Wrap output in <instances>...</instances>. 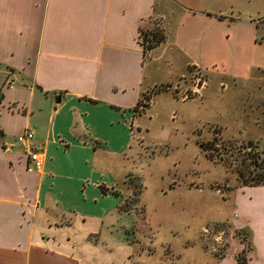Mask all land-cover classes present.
<instances>
[{"label": "crops", "instance_id": "0c3cea01", "mask_svg": "<svg viewBox=\"0 0 264 264\" xmlns=\"http://www.w3.org/2000/svg\"><path fill=\"white\" fill-rule=\"evenodd\" d=\"M218 3L0 0V264H114L126 250L104 240L118 215L106 188L129 174L109 166L128 163L133 132H143L133 110L168 84L146 78V61L158 69L172 54L186 71L239 78L258 65L264 16L231 21ZM238 28L250 44L231 38ZM154 30L164 41L144 56L143 34ZM27 132L32 140L19 141ZM31 149L43 153L39 170Z\"/></svg>", "mask_w": 264, "mask_h": 264}, {"label": "rangeland", "instance_id": "374dc122", "mask_svg": "<svg viewBox=\"0 0 264 264\" xmlns=\"http://www.w3.org/2000/svg\"><path fill=\"white\" fill-rule=\"evenodd\" d=\"M212 9L231 21L256 19L264 16V0H219ZM256 25L259 68L245 78L186 71L185 61L172 54L171 64L158 69L146 61V78L170 88L147 92L144 104L153 99V107L141 103L133 111L143 132H133L128 163L109 166L116 174L122 166L129 171L123 183L106 188L118 201V215L104 240L126 248L115 252L114 264H264V187H240L203 149L216 139L222 147L250 146L264 159V21ZM234 37L245 43L251 32L238 28ZM199 77L204 85L195 89Z\"/></svg>", "mask_w": 264, "mask_h": 264}, {"label": "trees", "instance_id": "16d2710c", "mask_svg": "<svg viewBox=\"0 0 264 264\" xmlns=\"http://www.w3.org/2000/svg\"><path fill=\"white\" fill-rule=\"evenodd\" d=\"M142 39L147 43L141 42L144 56L153 51L164 41L163 34L158 30H154L150 38L147 39L144 37ZM168 88L170 87L167 85L166 89ZM140 105L141 104H138L137 108ZM148 107L149 105L145 104V109H148ZM135 109L133 110L134 112ZM203 149L208 153L210 160L223 164L235 174L240 187H264V159L260 157L258 152L250 148V146L236 149L223 144L222 147L218 145L217 140L214 139L207 142Z\"/></svg>", "mask_w": 264, "mask_h": 264}, {"label": "built area", "instance_id": "2783aa9c", "mask_svg": "<svg viewBox=\"0 0 264 264\" xmlns=\"http://www.w3.org/2000/svg\"><path fill=\"white\" fill-rule=\"evenodd\" d=\"M204 85V80L199 77L196 79L195 89H199ZM9 87L12 88V85L9 84ZM198 91V90H197ZM197 91H192V94L198 93ZM33 138V135L31 132H27L23 135H21L18 140L19 141H31ZM28 162L32 165V167L36 170H39L42 167L43 164V153H41L38 150L31 149L27 154Z\"/></svg>", "mask_w": 264, "mask_h": 264}, {"label": "water", "instance_id": "95a60500", "mask_svg": "<svg viewBox=\"0 0 264 264\" xmlns=\"http://www.w3.org/2000/svg\"><path fill=\"white\" fill-rule=\"evenodd\" d=\"M54 111H56V106L59 104V97H56L55 100H54Z\"/></svg>", "mask_w": 264, "mask_h": 264}]
</instances>
